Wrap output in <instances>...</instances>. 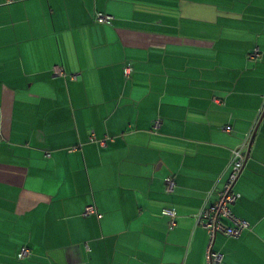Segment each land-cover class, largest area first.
Wrapping results in <instances>:
<instances>
[{"label": "crops", "instance_id": "0c3cea01", "mask_svg": "<svg viewBox=\"0 0 264 264\" xmlns=\"http://www.w3.org/2000/svg\"><path fill=\"white\" fill-rule=\"evenodd\" d=\"M263 111L264 0H0V264H207L197 215L256 127L249 228L212 250L264 264Z\"/></svg>", "mask_w": 264, "mask_h": 264}, {"label": "built area", "instance_id": "2783aa9c", "mask_svg": "<svg viewBox=\"0 0 264 264\" xmlns=\"http://www.w3.org/2000/svg\"><path fill=\"white\" fill-rule=\"evenodd\" d=\"M112 16L98 12L95 14V21L99 23H110ZM259 56L258 49H254L250 54V59H255ZM124 75L128 76L132 72V67L126 65L123 69ZM55 73L62 75V70L55 69ZM74 78V76H73ZM159 121H155L153 129L158 128ZM226 131L230 130V127L225 128ZM91 142H97L94 136L90 137ZM104 145L103 140L99 142ZM249 145V136L231 152V159L229 164V174L226 182L223 185L222 190L218 194V199L209 207L203 206L197 215V222L207 230L209 235V244L206 250V262L207 264H218L221 261V255L212 250V243L217 235L224 237H238L243 230L249 228V223L235 216L231 210V206L235 203L238 195L234 191V184L242 172L245 161L246 153ZM166 192H171L174 188V182L169 177L165 180ZM162 213L168 215L171 218V224H174L175 212L172 209H163ZM85 215L95 214L98 218L101 214L98 213L97 208L94 205H89L84 210ZM30 253L28 248H22L18 253V258L23 259Z\"/></svg>", "mask_w": 264, "mask_h": 264}, {"label": "water", "instance_id": "95a60500", "mask_svg": "<svg viewBox=\"0 0 264 264\" xmlns=\"http://www.w3.org/2000/svg\"><path fill=\"white\" fill-rule=\"evenodd\" d=\"M263 114H264V111H263L261 117L263 116ZM256 128H257V127H256ZM256 128H255V130H254V133H253V135H252V138L254 137V134H255ZM252 138H251V140H250V142H249L248 147L251 145ZM247 153H248V149H247ZM247 153H246V158H247Z\"/></svg>", "mask_w": 264, "mask_h": 264}]
</instances>
